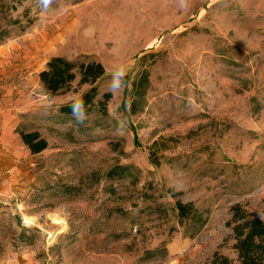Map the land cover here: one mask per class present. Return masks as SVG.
<instances>
[{
    "label": "rangeland",
    "instance_id": "1",
    "mask_svg": "<svg viewBox=\"0 0 264 264\" xmlns=\"http://www.w3.org/2000/svg\"><path fill=\"white\" fill-rule=\"evenodd\" d=\"M0 28V109L47 140L1 176L0 264L235 258L229 207L264 199V0H0ZM56 55L102 63L104 113L60 111L89 86L47 94Z\"/></svg>",
    "mask_w": 264,
    "mask_h": 264
},
{
    "label": "trees",
    "instance_id": "2",
    "mask_svg": "<svg viewBox=\"0 0 264 264\" xmlns=\"http://www.w3.org/2000/svg\"><path fill=\"white\" fill-rule=\"evenodd\" d=\"M5 37L0 28V40ZM105 70L101 62L96 60H70L63 56H52L45 67L38 72V78L44 91L49 95L63 94L70 90L72 82L78 78V85H88L77 98L60 106L63 113L73 111H91L98 108L104 113L110 93H104L102 99H97L96 81L103 76ZM127 83L128 77H122ZM22 142L31 154L41 152L47 147V140L38 130L19 131ZM175 196L174 193L171 194ZM174 208L179 222L190 220L197 231L206 221L192 202H182L177 199ZM229 218L225 226L229 228L233 240L232 249L235 258H230L215 251L208 262L203 264H264V199L259 211L251 210L241 203L229 207Z\"/></svg>",
    "mask_w": 264,
    "mask_h": 264
},
{
    "label": "crops",
    "instance_id": "3",
    "mask_svg": "<svg viewBox=\"0 0 264 264\" xmlns=\"http://www.w3.org/2000/svg\"><path fill=\"white\" fill-rule=\"evenodd\" d=\"M14 126L11 110L5 112L0 109V181L2 180L1 176L12 169L14 162L19 161L27 154H31L28 147L22 142L19 131H16ZM7 159L12 162L1 167L2 161Z\"/></svg>",
    "mask_w": 264,
    "mask_h": 264
},
{
    "label": "bare ground",
    "instance_id": "4",
    "mask_svg": "<svg viewBox=\"0 0 264 264\" xmlns=\"http://www.w3.org/2000/svg\"><path fill=\"white\" fill-rule=\"evenodd\" d=\"M23 218H24V221L27 222V223L32 222V218H30V217H28L26 215H24ZM50 236L53 237L54 236V233L51 234Z\"/></svg>",
    "mask_w": 264,
    "mask_h": 264
}]
</instances>
